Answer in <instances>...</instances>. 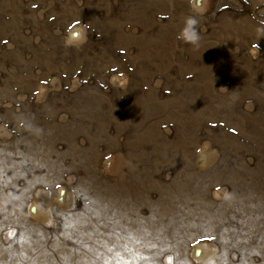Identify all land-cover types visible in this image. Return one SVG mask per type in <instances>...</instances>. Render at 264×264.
<instances>
[{
    "label": "rangeland",
    "instance_id": "obj_1",
    "mask_svg": "<svg viewBox=\"0 0 264 264\" xmlns=\"http://www.w3.org/2000/svg\"><path fill=\"white\" fill-rule=\"evenodd\" d=\"M0 264H264V0H0Z\"/></svg>",
    "mask_w": 264,
    "mask_h": 264
},
{
    "label": "clouds",
    "instance_id": "obj_2",
    "mask_svg": "<svg viewBox=\"0 0 264 264\" xmlns=\"http://www.w3.org/2000/svg\"><path fill=\"white\" fill-rule=\"evenodd\" d=\"M184 24L185 27L181 29V31L177 34V39L185 40L190 43H198L199 36L195 28V25L197 24V20L195 19V17H187ZM186 33H190L191 39H189V36L186 35ZM83 39V33H80V35L77 36L70 30L68 36L66 37V42L79 43L82 42Z\"/></svg>",
    "mask_w": 264,
    "mask_h": 264
}]
</instances>
